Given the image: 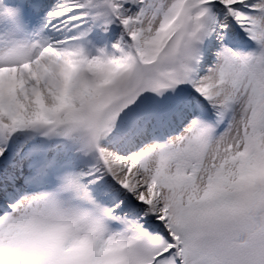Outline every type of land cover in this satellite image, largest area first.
<instances>
[{
  "label": "snow or ice",
  "instance_id": "1",
  "mask_svg": "<svg viewBox=\"0 0 264 264\" xmlns=\"http://www.w3.org/2000/svg\"><path fill=\"white\" fill-rule=\"evenodd\" d=\"M0 264H264V0H0Z\"/></svg>",
  "mask_w": 264,
  "mask_h": 264
}]
</instances>
